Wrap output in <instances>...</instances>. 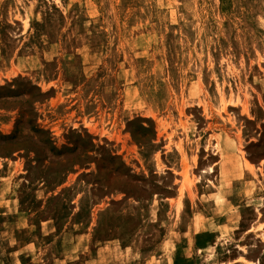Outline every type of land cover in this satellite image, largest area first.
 <instances>
[{
    "label": "rangeland",
    "instance_id": "1",
    "mask_svg": "<svg viewBox=\"0 0 264 264\" xmlns=\"http://www.w3.org/2000/svg\"><path fill=\"white\" fill-rule=\"evenodd\" d=\"M0 264H264V0H0Z\"/></svg>",
    "mask_w": 264,
    "mask_h": 264
}]
</instances>
